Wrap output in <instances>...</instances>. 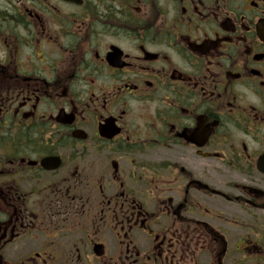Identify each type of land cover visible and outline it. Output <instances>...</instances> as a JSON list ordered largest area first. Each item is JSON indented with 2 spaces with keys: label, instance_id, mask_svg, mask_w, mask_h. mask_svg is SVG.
I'll return each instance as SVG.
<instances>
[{
  "label": "flooded vegetation",
  "instance_id": "af4514ba",
  "mask_svg": "<svg viewBox=\"0 0 264 264\" xmlns=\"http://www.w3.org/2000/svg\"><path fill=\"white\" fill-rule=\"evenodd\" d=\"M0 264H264V0H0Z\"/></svg>",
  "mask_w": 264,
  "mask_h": 264
}]
</instances>
